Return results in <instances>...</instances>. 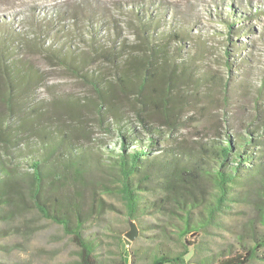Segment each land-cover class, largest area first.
<instances>
[{
    "label": "trees",
    "instance_id": "obj_1",
    "mask_svg": "<svg viewBox=\"0 0 264 264\" xmlns=\"http://www.w3.org/2000/svg\"><path fill=\"white\" fill-rule=\"evenodd\" d=\"M150 25L141 17L139 27L148 39L131 50L123 48L128 47L124 42L120 48L100 44L79 60L77 51L51 49L72 71H84L90 59H97L99 65L109 61L116 79L109 81L102 71L87 70L83 77L92 86V95L57 98L49 104L33 95L41 78L38 69L17 58L10 60L12 51L0 39V209L29 201L73 236L81 264H126L122 258L107 261L100 238L84 234L85 223L104 207L102 192L111 187L103 184L106 189H99L93 184L96 172L114 182L130 219L142 220L149 213L174 219L184 250L166 242L131 248L136 259H148L149 264H186L191 248L206 250L187 234L224 223L233 202L246 197L236 194L242 182L253 186L264 228V133L251 129L235 138L229 134L224 140L202 143L198 150L171 144L179 105L171 90L179 86L177 76L166 80L165 74L176 73L177 68L163 41L167 34L161 31L150 39ZM208 179L213 181L212 189L202 185ZM155 186L161 191L157 198L151 195ZM159 233L173 235L166 227ZM237 237L235 247L205 251L198 263L264 261V231L246 228Z\"/></svg>",
    "mask_w": 264,
    "mask_h": 264
},
{
    "label": "rangeland",
    "instance_id": "obj_2",
    "mask_svg": "<svg viewBox=\"0 0 264 264\" xmlns=\"http://www.w3.org/2000/svg\"><path fill=\"white\" fill-rule=\"evenodd\" d=\"M141 17L150 21V39L161 31L167 34L163 41L175 59L177 72L165 74L166 80L177 76L179 86L171 90L179 103L171 144L198 150L202 143L224 140L229 134L235 138L251 129L264 133V0H0V39L12 51L10 60L17 58L38 69L41 78L33 95L49 104L57 98L92 95V86L83 77L87 70L102 71L109 81L116 79L109 61L99 65L97 59H90L84 71H72L51 49L77 51L80 60L100 44L120 48L124 42L125 50L139 48L148 39L139 27ZM108 138L113 142L114 138ZM91 179L99 189L111 185L102 192L101 213L84 226L85 235L100 238L103 258L111 263L122 258L126 264H149L148 259H136L131 248L166 242L177 251L184 250L174 219L160 213L136 219L140 234L128 240L130 217L112 187L114 182L98 172ZM202 185L214 187L211 179ZM155 189L151 195L157 198L161 191L159 186ZM236 194L246 197L233 202L224 223L207 232L187 234L207 249L191 248L186 264H199L205 251L235 247L237 236L246 228L264 231L252 184L240 183ZM164 227L173 235L159 233ZM0 264H81L80 247L61 225L44 217L29 201H20L0 209Z\"/></svg>",
    "mask_w": 264,
    "mask_h": 264
},
{
    "label": "water",
    "instance_id": "obj_3",
    "mask_svg": "<svg viewBox=\"0 0 264 264\" xmlns=\"http://www.w3.org/2000/svg\"><path fill=\"white\" fill-rule=\"evenodd\" d=\"M130 229L126 232V237L130 241L136 240L140 234L138 223L134 219H130Z\"/></svg>",
    "mask_w": 264,
    "mask_h": 264
}]
</instances>
